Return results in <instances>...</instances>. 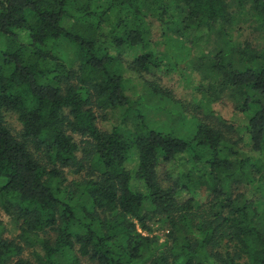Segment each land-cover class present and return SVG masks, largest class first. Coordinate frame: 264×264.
Returning <instances> with one entry per match:
<instances>
[{"label":"trees","instance_id":"obj_1","mask_svg":"<svg viewBox=\"0 0 264 264\" xmlns=\"http://www.w3.org/2000/svg\"><path fill=\"white\" fill-rule=\"evenodd\" d=\"M249 20L261 37L238 49ZM213 32L230 49L205 65L207 101L185 107L192 132L148 121L129 79L170 98L145 76L167 75V56L184 62L173 40ZM227 90L243 127L210 107ZM122 107L137 114L132 127L98 126L96 110ZM263 181L264 0H0V204L19 225L0 237V264H264Z\"/></svg>","mask_w":264,"mask_h":264},{"label":"rangeland","instance_id":"obj_2","mask_svg":"<svg viewBox=\"0 0 264 264\" xmlns=\"http://www.w3.org/2000/svg\"><path fill=\"white\" fill-rule=\"evenodd\" d=\"M245 18L246 16L241 18V20ZM240 25L243 31L233 34L236 39V48L239 49L240 44L246 39H249L253 43L260 39L261 32L254 22L250 20L248 22L242 21ZM170 45L173 48L175 47L176 51L174 54L177 56L178 60L185 59L184 62L179 64L180 67L174 68L172 60L167 56L166 60L169 68V73L167 75H163V77L153 75L145 76L146 79L157 81L165 89H168L171 94L170 98L147 94L146 90L148 87L138 76L129 79L127 82V92L133 98H137L140 95L146 96L144 99L145 102L143 101L142 104L136 106L140 107L142 111L145 112L148 121H153L156 126L158 125L160 127L171 126L177 133L188 135L193 129L194 114L192 112H186L185 107L186 109L193 108L202 99L207 101V98H204V94H209V92H199L200 83H204L203 85L207 88L213 81L205 65L208 59L214 56L218 49L223 48L227 50L230 49V46L226 44L225 40L216 32L210 35H203L196 45H192L191 42L186 41L182 47H179L176 45L175 40L170 42ZM160 48L163 50L166 49L164 44H161ZM232 55H234L235 60L238 59L239 55L237 49ZM126 56L129 57L127 54ZM201 56H204L203 59L205 63L203 66H200L202 69H199L198 58ZM230 93L229 90L222 93L217 101L210 104V107L214 109L216 115L229 119L238 127H243L247 123L248 117L235 108V101L233 97L230 96ZM96 111L98 118L97 124L105 131L117 125L132 127L137 121V114L134 111L125 114L124 107L107 110L98 109ZM206 113L207 111L203 108L197 114L201 118H206ZM184 116L186 118H184ZM5 118L12 132L19 136L23 125L18 119V115L13 111H7L5 112ZM207 120L210 119L207 118ZM74 137L77 142L80 141L79 135L75 134ZM241 146L245 151L255 154L250 145L241 144ZM67 173L70 179L81 177L80 175L74 174L69 169ZM262 183L264 185V181ZM206 196L207 193L205 192L203 198ZM150 225L153 229L152 235L159 237L160 241L163 242L166 239L168 230L164 228L160 221H152ZM18 233V223L0 204V237L4 239H14ZM34 251L33 248H28L24 252L23 257L34 259ZM82 260L84 264H92L85 257H83Z\"/></svg>","mask_w":264,"mask_h":264}]
</instances>
